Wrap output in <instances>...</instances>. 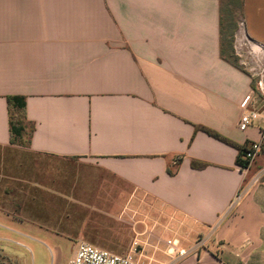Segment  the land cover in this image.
Returning a JSON list of instances; mask_svg holds the SVG:
<instances>
[{
    "label": "crops",
    "instance_id": "0c3cea01",
    "mask_svg": "<svg viewBox=\"0 0 264 264\" xmlns=\"http://www.w3.org/2000/svg\"><path fill=\"white\" fill-rule=\"evenodd\" d=\"M228 9L264 47V0H0L4 264L25 263L7 243L90 234L118 236L123 249L135 236L199 234L203 247L161 264H264L261 71L223 52ZM12 96L25 98L29 175L7 155L21 148L11 142ZM200 128L262 152L242 167L235 146Z\"/></svg>",
    "mask_w": 264,
    "mask_h": 264
},
{
    "label": "rangeland",
    "instance_id": "374dc122",
    "mask_svg": "<svg viewBox=\"0 0 264 264\" xmlns=\"http://www.w3.org/2000/svg\"><path fill=\"white\" fill-rule=\"evenodd\" d=\"M237 7H239L237 5ZM233 21L237 23V27L234 29L233 25L231 28H226L225 31V41L226 48L225 54L237 65L247 68V70L252 69L253 67L259 69L261 72L264 71V47L260 46L249 40L243 30V18L242 12L238 9L234 11ZM241 63V64H240ZM27 133V132H26ZM21 148H15L7 151V155L10 156L11 160H16L20 163H23V174L29 175L36 168L37 164L36 156L28 153L26 148L28 146V135L24 136L23 143L20 145ZM8 158V157H7ZM9 159V158H8ZM10 160V159H9ZM74 178V177H73ZM72 181V180H71ZM74 183L71 182V186ZM77 185V184H76ZM78 188H85V181L79 182L77 185ZM87 188V187H86ZM91 188V187H90ZM95 188V187H94ZM98 188V187H96ZM93 190V189H92ZM75 192L78 194V189H75ZM75 194V197L76 195ZM76 206V204H73ZM73 217L72 219H75ZM74 221L79 222L78 218ZM89 225H92L94 222H105V220H95V219H86L85 220ZM63 238L55 237V241L52 243H35L33 241L27 240L24 242L26 245L18 246L11 243L6 244L5 251L14 256L22 258L24 264H32L34 261L35 264H38L40 261L42 264H65L72 250L71 241L78 243L79 241H89L94 242V240L99 241L100 245L108 247L115 251L116 253H125L132 248V246L137 242L139 244V250H142L145 258L143 259L146 264L151 261V264H161V262L170 258V254L167 252L166 245L163 241H160V238L163 236L160 235H141L135 236L132 244L128 249L120 248L117 244L116 238H119L115 235H67L62 236ZM166 237V236H165ZM182 244L186 247H203V235H193V242L190 240L188 235H179ZM167 238H164L166 240ZM5 252L0 248V264L5 262ZM33 260V261H32Z\"/></svg>",
    "mask_w": 264,
    "mask_h": 264
},
{
    "label": "built area",
    "instance_id": "2783aa9c",
    "mask_svg": "<svg viewBox=\"0 0 264 264\" xmlns=\"http://www.w3.org/2000/svg\"><path fill=\"white\" fill-rule=\"evenodd\" d=\"M257 90L264 96V71L257 76ZM255 112H249L241 117L239 128L247 130L255 117ZM262 152V144L254 142L248 144L242 153V159L248 162L250 166ZM258 181V179L256 180ZM166 245L167 252L171 255L170 258H184L193 249L182 244L179 235L168 238L163 241ZM139 244L135 242L130 250L125 253H116L108 249L97 247L89 242L81 241L76 245L75 253L67 264H146L142 250H139ZM151 264V261L148 262Z\"/></svg>",
    "mask_w": 264,
    "mask_h": 264
},
{
    "label": "trees",
    "instance_id": "16d2710c",
    "mask_svg": "<svg viewBox=\"0 0 264 264\" xmlns=\"http://www.w3.org/2000/svg\"><path fill=\"white\" fill-rule=\"evenodd\" d=\"M233 0H228L229 5H232ZM231 8V7H229ZM234 16V11L231 9H228L227 11H223V21H222V27H221V35H222V48L223 52L225 53V48H226V41H225V31L226 28H231L233 25L234 29L237 27V23L234 22L233 20ZM235 63V62H233ZM8 103L10 107V126H11V142L15 144L21 145L24 140V136L27 134L26 133V127L28 125L26 116H25V98L21 96H12L8 98ZM203 131H205L207 134L210 136L226 143L232 146H235L239 152L240 156L237 159V162L239 163L240 166L242 167H248V162H245L242 159V153L246 149V146L244 148H239L236 146L233 142L230 140L226 139L225 137L221 136L220 134L209 130L207 128H200ZM193 167L195 168H203L205 165L204 164H199V163H193Z\"/></svg>",
    "mask_w": 264,
    "mask_h": 264
}]
</instances>
